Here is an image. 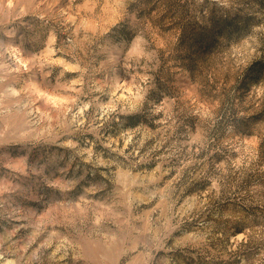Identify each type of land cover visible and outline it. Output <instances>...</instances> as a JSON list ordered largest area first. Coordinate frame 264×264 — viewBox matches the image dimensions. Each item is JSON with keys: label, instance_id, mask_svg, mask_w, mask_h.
<instances>
[{"label": "rangeland", "instance_id": "374dc122", "mask_svg": "<svg viewBox=\"0 0 264 264\" xmlns=\"http://www.w3.org/2000/svg\"><path fill=\"white\" fill-rule=\"evenodd\" d=\"M0 264H264V0H0Z\"/></svg>", "mask_w": 264, "mask_h": 264}]
</instances>
